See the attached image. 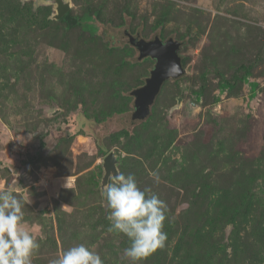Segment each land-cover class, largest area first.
I'll return each mask as SVG.
<instances>
[{
    "label": "rangeland",
    "instance_id": "rangeland-1",
    "mask_svg": "<svg viewBox=\"0 0 264 264\" xmlns=\"http://www.w3.org/2000/svg\"><path fill=\"white\" fill-rule=\"evenodd\" d=\"M63 1L57 19L53 0H0V190L24 203L32 264L81 243L132 264L102 196L110 153L167 205L165 247L139 264H264V0ZM157 38L185 74L141 118L156 60L137 42Z\"/></svg>",
    "mask_w": 264,
    "mask_h": 264
},
{
    "label": "clouds",
    "instance_id": "clouds-1",
    "mask_svg": "<svg viewBox=\"0 0 264 264\" xmlns=\"http://www.w3.org/2000/svg\"><path fill=\"white\" fill-rule=\"evenodd\" d=\"M149 192V189H140L132 174H117L102 192L110 209L109 231L128 237L130 244L124 249V256L132 264H139L163 249L168 239L164 231L167 205L158 195ZM23 207V201L12 190H0V264H32L34 253L40 248L26 227ZM49 264L104 262L99 253L81 243L63 251Z\"/></svg>",
    "mask_w": 264,
    "mask_h": 264
},
{
    "label": "water",
    "instance_id": "water-1",
    "mask_svg": "<svg viewBox=\"0 0 264 264\" xmlns=\"http://www.w3.org/2000/svg\"><path fill=\"white\" fill-rule=\"evenodd\" d=\"M58 4L57 19H61L70 9L69 4L63 0H53ZM140 50V58L151 57L156 60L154 70L151 72L150 78L147 79L146 84L135 90L132 94L135 96L136 113L141 118H144L150 113V106L155 102L164 83L170 79L180 78L185 74L182 59L178 54L181 47L180 43L174 40H169L163 43L158 38L151 42H137ZM116 158L114 153H110L104 160L105 179L113 176L114 178L119 174L116 167Z\"/></svg>",
    "mask_w": 264,
    "mask_h": 264
},
{
    "label": "trees",
    "instance_id": "trees-1",
    "mask_svg": "<svg viewBox=\"0 0 264 264\" xmlns=\"http://www.w3.org/2000/svg\"><path fill=\"white\" fill-rule=\"evenodd\" d=\"M69 15H66L65 17H64V19L65 20H68L69 19ZM87 19H92L90 16H88V17H86ZM74 21L76 22V19H74ZM243 67H245V70H246V76L248 75V73H249V69H250V67L249 66H243ZM205 78V76H203V79ZM247 78L245 77V80H246ZM233 86V84H232V82H230L229 80H225L224 79V85H223V88H227V87H232Z\"/></svg>",
    "mask_w": 264,
    "mask_h": 264
}]
</instances>
